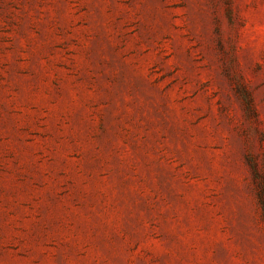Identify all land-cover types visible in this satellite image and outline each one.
I'll list each match as a JSON object with an SVG mask.
<instances>
[{"label": "rangeland", "instance_id": "1", "mask_svg": "<svg viewBox=\"0 0 264 264\" xmlns=\"http://www.w3.org/2000/svg\"><path fill=\"white\" fill-rule=\"evenodd\" d=\"M0 264H264V0H0Z\"/></svg>", "mask_w": 264, "mask_h": 264}]
</instances>
